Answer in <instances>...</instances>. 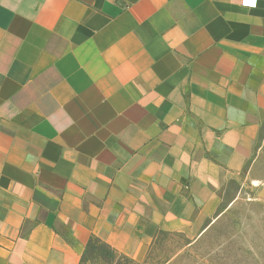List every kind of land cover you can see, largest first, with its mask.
Wrapping results in <instances>:
<instances>
[{"label":"crops","instance_id":"0c3cea01","mask_svg":"<svg viewBox=\"0 0 264 264\" xmlns=\"http://www.w3.org/2000/svg\"><path fill=\"white\" fill-rule=\"evenodd\" d=\"M256 1L0 0V264L207 229L264 126Z\"/></svg>","mask_w":264,"mask_h":264},{"label":"rangeland","instance_id":"374dc122","mask_svg":"<svg viewBox=\"0 0 264 264\" xmlns=\"http://www.w3.org/2000/svg\"><path fill=\"white\" fill-rule=\"evenodd\" d=\"M224 206L194 239L158 237L141 262L94 241L80 264H264V126L240 182L228 185Z\"/></svg>","mask_w":264,"mask_h":264},{"label":"built area","instance_id":"2783aa9c","mask_svg":"<svg viewBox=\"0 0 264 264\" xmlns=\"http://www.w3.org/2000/svg\"><path fill=\"white\" fill-rule=\"evenodd\" d=\"M256 3V0H242V4L248 7H255Z\"/></svg>","mask_w":264,"mask_h":264}]
</instances>
